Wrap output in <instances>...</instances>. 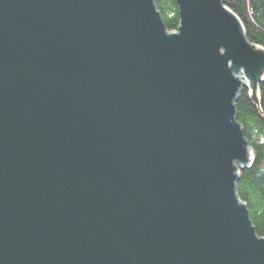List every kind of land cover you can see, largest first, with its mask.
<instances>
[{
    "label": "water",
    "instance_id": "water-1",
    "mask_svg": "<svg viewBox=\"0 0 264 264\" xmlns=\"http://www.w3.org/2000/svg\"><path fill=\"white\" fill-rule=\"evenodd\" d=\"M176 3L169 32L153 0H0V264H264L231 70L255 99L264 50Z\"/></svg>",
    "mask_w": 264,
    "mask_h": 264
},
{
    "label": "trees",
    "instance_id": "trees-1",
    "mask_svg": "<svg viewBox=\"0 0 264 264\" xmlns=\"http://www.w3.org/2000/svg\"><path fill=\"white\" fill-rule=\"evenodd\" d=\"M240 19L246 38L264 49V0H223ZM168 31L178 27L176 0H153ZM258 100L243 85L234 100L235 119L251 150L250 162L238 166L236 194L245 204L258 236L264 239V75L257 84Z\"/></svg>",
    "mask_w": 264,
    "mask_h": 264
},
{
    "label": "rangeland",
    "instance_id": "rangeland-1",
    "mask_svg": "<svg viewBox=\"0 0 264 264\" xmlns=\"http://www.w3.org/2000/svg\"><path fill=\"white\" fill-rule=\"evenodd\" d=\"M155 5V4H154ZM223 5H225L224 4V1H223ZM156 7V6H155ZM225 7H227L226 5H225ZM228 8V7H227ZM157 9V8H156ZM229 9V8H228ZM158 10V9H157ZM230 10V9H229ZM232 11V10H231ZM159 12V11H158ZM233 12V11H232ZM234 13V12H233ZM159 14H160V12H159ZM235 14V13H234ZM160 17H161V15H160ZM162 19V18H161ZM239 19V18H238ZM240 20V19H239ZM178 28V27H177ZM167 30V29H166ZM244 30V29H243ZM168 31V30H167ZM177 31V29H175V30H171V31H169V32H176ZM245 33V32H244ZM258 46V45H257ZM260 47V46H259ZM261 48V47H260ZM263 49V48H262ZM264 50V49H263ZM231 70H232V73H233V75L234 76H236V77H240V80H241V88H242V86L243 85H246L248 88H249V91L251 92L250 94H252V90H251V87H250V83H249V80H248V77H247V74H246V72H244L243 71V69H241V68H236V67H233V66H231ZM241 77H243V78H241ZM263 77V76H262ZM261 77V78H262ZM257 87L255 88V99H256V101L258 100V97H257ZM241 90V89H240ZM249 157H250V159H251V150H250V155H249ZM246 161L248 162V160L246 159ZM249 162H250V160H249ZM248 162V163H249ZM247 163V164H248ZM235 164H238L237 162H235Z\"/></svg>",
    "mask_w": 264,
    "mask_h": 264
},
{
    "label": "bare ground",
    "instance_id": "bare-ground-1",
    "mask_svg": "<svg viewBox=\"0 0 264 264\" xmlns=\"http://www.w3.org/2000/svg\"><path fill=\"white\" fill-rule=\"evenodd\" d=\"M176 5H177V3H176ZM177 7H178V5H177ZM179 17V16H178ZM247 209V208H246ZM248 212V211H247ZM249 216V215H248Z\"/></svg>",
    "mask_w": 264,
    "mask_h": 264
}]
</instances>
